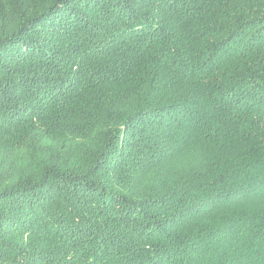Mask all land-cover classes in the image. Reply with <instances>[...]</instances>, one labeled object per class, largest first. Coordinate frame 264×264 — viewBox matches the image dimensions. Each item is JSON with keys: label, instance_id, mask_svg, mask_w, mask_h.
<instances>
[{"label": "trees", "instance_id": "16d2710c", "mask_svg": "<svg viewBox=\"0 0 264 264\" xmlns=\"http://www.w3.org/2000/svg\"><path fill=\"white\" fill-rule=\"evenodd\" d=\"M0 264H264V0H0Z\"/></svg>", "mask_w": 264, "mask_h": 264}]
</instances>
